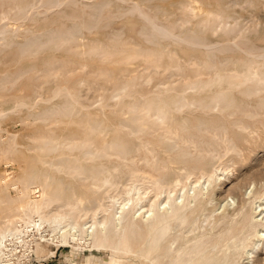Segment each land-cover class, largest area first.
<instances>
[{
	"label": "rangeland",
	"instance_id": "374dc122",
	"mask_svg": "<svg viewBox=\"0 0 264 264\" xmlns=\"http://www.w3.org/2000/svg\"><path fill=\"white\" fill-rule=\"evenodd\" d=\"M87 1L91 2L92 0H74L71 4L68 3L61 8L62 13L60 15L57 12H54L47 14L44 17H31L19 22L12 21L9 18H6L5 20L4 17H1L0 35L10 34L13 43L22 44L36 35L43 34L46 30H51L53 35L58 39L59 44L55 40L54 42H50V45H45L36 49L28 48L16 59H12L13 54L9 52L12 44L6 48L8 52L3 56H0L2 57L0 58V113L7 114L8 112H11L13 107L19 102L31 105L33 102H37V100L41 99L42 101H40L35 110L42 111L48 107L44 104L46 103V100L53 98L52 96H54V93L58 90H61L62 88L67 89L75 100L82 101L78 102L80 104L82 103L81 105L87 108V113L90 114L91 118H104L105 123L113 128L112 137L120 140L123 144V148L128 150L126 159L122 162L123 164L120 162L118 163V161L121 160L116 156L106 161L108 164H114V162H117L115 164H120L122 169L119 174V180L122 179L121 183L117 189L112 190L109 193L111 196L128 189L134 182L133 179H129L130 173L125 170L126 167L124 162L127 163V167L137 168L140 174H144V176L149 179L153 174L151 179L157 177L162 179L164 177L167 180L173 181L178 178L181 179V172L183 169L192 170L193 177L184 179V181L187 180L185 181L187 189H191L192 191L193 185L197 190L202 189V193H205L202 197H199L195 207H192L191 219H195L196 225L194 224L192 227L191 233H184L187 230V226H183L181 234V224L175 220H169L164 223L163 228L166 232L164 233L163 239H169L170 242L176 239V241L169 252H166L163 245L160 246L157 253L162 256H159L155 262L156 264H184L181 261V257L178 258L176 256V250L181 253L182 243L187 242V240L190 243V240H192L191 244H193L198 240V237L201 234L204 235L202 241L208 240L211 243H216V241L222 240V243L217 246V250L222 251L219 257L220 260L217 261V264H226L223 260L224 255L229 258V264H233V262L234 264H264V250L260 252L258 251L257 254H254L252 259H249V263H247V261H244L243 259L244 249L240 248L244 246L245 249H248L258 240L257 229L250 227L251 223L249 220V222H247L248 218L246 217L251 215L250 208H253L258 201L264 203L263 200H260L264 198V118H262L264 117V112L260 109H254L257 107L259 101L264 98V93H262L264 92V88L261 91V94L259 91L257 93L259 95H250L249 98L242 94V91H244L248 85H254L252 80V82L249 81L251 83L247 81V84L245 83L243 88L236 89L234 87L236 91H233L235 90L234 88H230L232 90L228 89L229 92L232 91L233 97L239 102L240 106L245 104L244 106H241L246 109L245 111H240L242 114H239V112H231L229 114L230 111L217 110L216 108V111L215 109L214 112L211 111V113L210 111H206V113H209L206 114L204 110H201L198 107H191L185 108L183 110L184 112L182 111V113L174 115L173 119L170 120L171 122L168 121L167 124L170 125L168 126L171 131L177 134L179 133L178 136L181 141L176 140V137L173 134L165 135L168 131L166 127H158L157 129H159V131H156L157 129L155 127L152 128H155L156 130H153L152 128H142L133 134L130 133L128 129L123 126V124H125L124 119L128 117L125 113L127 111L125 102L131 103L132 101H130V97H121V100L112 98L117 91L122 87L127 86L128 82H131L132 80L131 86L137 93V98H139V96L149 98L154 94L159 93L162 86H165L166 84L180 85L183 84L182 80H186L185 82H187L188 79L190 80L188 75L189 73L191 75L192 68L190 69V67L192 66H194L193 69L197 70L198 74L200 71L204 72L203 74L200 73L197 75V78L206 81V79L209 78L210 67L214 66V62L216 63L217 60H232L237 61L239 64H246L249 60L246 53L240 49H230V52L229 50H223L218 52L214 51L210 54L205 52L207 50H204V47H200L198 44V46L195 45L196 43L192 44L185 41L174 42L173 40L170 41L171 39L167 40L166 38H164V40L162 39L163 37L157 36L155 32L150 31L149 26L146 25L145 27V23L142 22L141 18L137 16L135 12L128 10L129 4H126L125 2H116L115 0H94V7L96 8H93ZM130 1L135 2L140 0ZM154 3L162 5L171 13V18L163 19V24L173 35L178 31V27L183 24L185 20L188 21L193 19V22L195 23L200 20L199 16L201 14L224 11L227 15L236 18L239 27L246 31L244 36L251 43L264 48V0H163L155 1ZM98 6L100 7L98 8ZM189 8L191 9V13L189 12ZM6 9L7 6L0 8V15L4 13ZM192 9L194 13L192 12ZM92 16L94 17L92 18ZM104 16L108 17L104 19ZM109 16H112L111 19ZM99 17L101 19L103 18V20L101 21ZM90 27L91 29H89ZM212 27L215 30H213ZM85 28L88 31H86ZM148 30L150 32H147ZM71 31H75L73 36H71L73 33ZM115 32L117 33L115 34ZM141 34L144 35L142 36ZM114 36L117 37L115 38ZM236 37L238 36H236L235 32L229 29L224 30L222 27H214V24H209L207 28L203 30V33L198 34L199 39H207V42H212L218 45L231 44V41L232 43L237 41ZM86 41L98 42L102 45L105 44L103 45L104 47H106L107 44V54H103L101 57L97 54L98 57L96 54L94 55V53H82V44H78V42L82 43ZM112 41L113 45L110 44ZM118 41L121 42L119 43ZM117 43L120 44V46L117 45ZM121 43H125L126 47L121 45ZM53 44L58 45L55 47ZM77 44L78 46H76ZM2 48L5 49L4 46H1L0 50ZM63 48H66L68 51L62 50ZM116 49L118 50L117 54H111V52H116ZM161 49L162 52H158L161 51ZM32 50H34V52L31 53ZM130 50L134 51L135 54L129 56L130 58H127L129 59L127 60L125 57ZM142 50L149 55H144ZM78 52L80 55H84L79 56ZM152 52L154 53L155 58H153ZM159 53L161 55H159ZM90 54L92 55L89 56ZM214 55L217 56V58H215ZM104 56L107 57L105 58ZM139 56L142 59H140ZM147 56L149 57L147 58ZM158 56L161 57L157 58ZM207 56L213 57L212 60ZM167 58H169V60L172 59L171 62H168L169 60ZM104 59L107 60V62H103ZM108 59L110 61H108ZM246 60L247 62L243 63V61ZM207 61L211 66L208 65L209 67L207 66L208 68L206 69L205 65H207ZM121 62H124L125 64ZM51 65L55 67L53 68ZM176 66H179L178 69L180 68V71L177 69L179 74L176 72L177 70L175 71L174 69ZM204 68L209 72H205ZM198 69L201 70L199 71ZM103 70L109 73H101ZM205 73H208V75H204ZM107 78L109 82L106 80ZM130 82L128 86H130ZM241 89L242 91H240ZM214 91L217 90L213 88L212 93H215ZM53 100L55 104H60L64 101L61 97L54 98ZM122 100L124 102H121ZM117 103H119V106H117ZM186 109L187 111H185ZM189 109H193V111H190ZM199 109L201 112L198 111ZM251 111L253 113H251ZM27 116L28 114H26L24 109H16V111L10 113L0 121V179L4 177V174L9 172L11 173H9L10 176L16 175L21 165V163H19L14 157L15 155H12L13 153L11 155L10 153L3 154L6 149L5 146L8 147L11 144V138H16L15 144L18 145L16 146L18 150L25 151L26 148L34 144V142L31 141V138L38 135L40 132H46L48 129L47 125H50L44 121L32 120ZM203 120L205 121L203 122ZM185 122L186 124H184ZM208 122H210V124ZM240 125L244 126V128ZM155 131L156 133H154ZM209 132H211V134H209ZM172 139L175 140L173 141ZM221 140L226 144H223ZM208 141L211 143L208 144ZM188 142L190 144H185ZM196 142L199 143L197 144ZM13 147L15 146L13 145ZM209 149L214 150L215 152H212V154L210 153V167L214 170V173L211 180L207 183L205 179H202L199 176V171H205L209 168L205 163L210 156ZM206 150L208 152H206ZM13 158L15 160H13ZM194 175L198 180L194 178ZM146 182H148L147 179L139 182V184H145ZM134 184L139 185L138 182ZM145 186H150V183L148 185L145 184ZM79 188H82L81 190L84 195L93 196L87 185L79 184ZM11 194L14 195L13 192ZM246 194L249 195L246 196ZM130 196H133V193H130ZM149 196L150 195H148V197ZM162 197L163 195L161 198ZM244 202L246 204H244ZM249 205L253 206L251 207ZM241 207L242 212H237ZM42 212L46 213L47 210L43 209ZM210 215L214 216V221L212 223L205 220V218ZM221 217L224 218V221L220 220L218 222V218L220 219ZM33 218L34 220H37L35 216ZM97 219H99V217H97ZM87 220L88 219L78 218L77 222L78 224H83L86 223ZM243 222H246V225ZM17 225L19 226V224ZM243 227L244 230L242 229ZM51 228L52 227L47 224H44L42 227V230L46 231L43 235L45 238L49 239L46 241L47 243L39 241V243L36 242L31 244L30 242L26 247L17 249L16 256H14V259L11 260L9 264H86V262H88V264H109L110 261H122L120 264H149L148 261L137 259V257L132 255L116 258L109 251L92 248L90 241L85 242V244L81 241L63 244L61 239H57L56 236L52 235L53 233H50L49 230ZM195 228H197V230ZM239 228L243 230L242 233H239ZM57 231L58 230L55 232ZM72 232L73 231L70 233L72 234ZM70 233L66 236L67 241L71 238ZM226 236L228 237L224 242L223 239ZM225 244L229 248L230 253L225 250ZM233 244L238 245L239 248L234 250ZM232 250L234 251L232 252ZM162 251H165V254L167 253L165 255L166 259L163 255L164 253L162 254ZM214 254L215 252L213 251L210 253L211 256Z\"/></svg>",
	"mask_w": 264,
	"mask_h": 264
},
{
	"label": "bare ground",
	"instance_id": "6f19581e",
	"mask_svg": "<svg viewBox=\"0 0 264 264\" xmlns=\"http://www.w3.org/2000/svg\"><path fill=\"white\" fill-rule=\"evenodd\" d=\"M115 1L125 2L126 4H129L128 10L135 12L137 16L141 18L142 22L145 23V27L146 25L149 26L150 31L155 32L157 36L163 37L162 39L164 38H166L167 40L171 39L170 41L173 40L174 42L185 41V42H190L192 44L196 43L195 45L198 44L200 45V47H204L205 48L204 50H207L205 52H208L210 54L214 51L218 52L223 50L224 51L229 50L230 52V49H240L246 53L249 59L248 62L247 60L243 61V63L247 62L246 64L245 63L239 64L237 61H232V60H222V61L217 60L216 61L217 64L214 62L213 63L214 66H212L213 68L210 67L211 68L210 72L206 70L209 66H211L208 64L207 61L206 63L207 65H205L206 69L205 68L204 69L205 72H209V78L206 79V81H202L201 79L197 78V75H199L200 73L203 74L204 72H201L200 71L201 69H198L200 71V73L198 74L197 70H194L193 69L194 66H192L190 67V69L192 68L191 75L190 73H189L190 76L188 75L190 80L188 79L187 82H185L186 80L185 81L182 80L183 84L180 85L166 84L165 86H162L159 93L154 94L149 98H144L141 96L137 98L136 95L137 93L135 92V90L132 89L133 87L131 86V82L133 80L131 82L129 81L130 86H128L129 85L128 82L127 86H124L122 88L120 87L121 89L117 91L112 96V98L120 99L121 97L122 98L130 97V101L132 102L131 103L125 102V106L127 110L125 113L128 115V117L124 119L125 124H123V126L126 129H128L130 133L133 134L142 128L155 127L157 129L158 127L160 128L166 127L168 131L165 133V135L173 134L176 137V140L181 141V139L178 136L179 133L177 134L171 131L169 127L170 125L167 124V122L172 120L174 115L182 113V111L185 108L198 107L201 110H204L205 113L206 111L208 112L210 111V113L211 111L214 112V109L216 108L217 110L220 109V110L230 111L229 114L231 112H239L240 114L241 113L240 111L246 110L244 107H241L244 106L245 104L240 106L239 102L235 99V97H233L232 91L229 92L228 89L234 87L236 89L237 88L240 89L241 87L243 88L247 81L249 82L252 80L253 82L252 81L251 82L254 83L253 86L255 87L248 85L244 91H242V89L240 91H242V94L246 95L247 98H249L250 95H254V94L259 95L257 94L259 91L261 94V91L264 88V48L254 45L244 36L246 34V31L239 27L236 18L227 15L226 12L224 11L201 14L199 16L200 20L196 21L195 23L193 22V19L188 21L185 20L183 24H181L178 27V31L173 35L168 30V28L163 24V19H170L171 13L162 5L158 3L157 4L154 3L155 1H163V0H142V1L140 0L135 2L130 0H115ZM72 2H74V0H46V1L0 0V8H2L3 6H7L6 11L0 15V19L1 17L2 18L4 17L5 20L6 18H9L12 21L19 22L22 20L24 21L25 19H29L31 17H37V16L44 17L47 14L54 12H57L60 15L62 13L61 8L67 5L68 3L71 4ZM88 3H90V6H92L93 8H96L94 7V0ZM90 6L88 7L91 8ZM99 7L100 6H98V8ZM189 12L191 13V9L189 10ZM192 12L194 13L193 9ZM93 17L94 16H92V18ZM106 17L104 16L103 18L106 19ZM109 17L111 19L112 16ZM103 18L102 19L100 18V20L102 21ZM209 24H214V27L215 26L217 28L222 27L224 28V30L229 29L235 32L236 36H238L236 37L237 41L233 39L235 42L232 43L231 41V44L229 43L227 45H218L212 42H207L206 41L207 39L205 40L199 39L200 37L198 38V34L203 33V30L207 28ZM89 29H91V27ZM150 31L148 30L147 32ZM71 32H73L71 35L73 36L75 34V31H71ZM116 33L117 32H115V34ZM141 35L143 36L144 34ZM114 37L116 38L117 36ZM114 37H110V38H114ZM55 40L57 41V43L59 42L58 39L53 35L51 30H46L43 34L36 35L22 44L13 43L10 34L0 35V47L1 46L5 47V49L2 48L0 50V56L1 55L3 56L5 53L8 52L6 48H8L10 44L12 45H11V50L9 52L13 54V57L11 56L12 59H16L23 51H25L28 48L36 49L38 47L50 45L49 43L54 42ZM79 43L82 44L81 47L82 53H88V54L94 53V55L98 54L100 57L103 54H107V49H106L107 44L106 47H104L103 45L105 44L102 45L98 42H92V41L91 42L86 41L82 43L78 42V44ZM58 44H53V45H55L56 47V45ZM78 44L76 46H78ZM110 44L113 45V41ZM117 45L120 46V44L118 43ZM121 45L126 47L125 43H121ZM115 47H116V42H115ZM162 48L165 49L164 47ZM34 50H32L31 53L34 52ZM62 50H67V49L63 48ZM118 50L116 52H111V54L112 53L117 54ZM144 51H143L144 55H149L147 52ZM153 52L152 55L153 58H155ZM158 52H162V49L161 51ZM134 54L135 52L130 50V52H127L126 54L127 56L125 58L126 59L130 58L129 56H132ZM82 55L84 54L81 55L79 54V56ZM91 55L92 54H90L89 56ZM159 55L161 54L159 53ZM148 57L149 56H147V58ZM159 57L161 56H158L157 58ZM207 57L211 58L210 60H212L213 58L209 56ZM215 58H217V56H215ZM109 59L108 61L111 60ZM167 59L169 60V58ZM104 60L103 62H107V60L105 61ZM171 60H169L168 62H171ZM51 66L53 68L55 67L53 65ZM178 67L177 66L176 68L174 67L175 71L178 69ZM178 70L180 71V68ZM178 70L176 72H178ZM102 72L104 73L105 70L101 71V73ZM105 73H109V72H105ZM204 75H208V73H205ZM106 80H108V78ZM213 88L217 90L214 91L215 93H212ZM236 89L233 91H236ZM52 97L53 98L46 100V103L44 104H46L48 107L47 109H44L42 111L35 110L37 105L40 103V101H42L41 99V100H37V102H33L31 105H28L27 103L24 102L23 103L19 102L15 105V107H13L11 112H8L7 114L2 112L0 113V121H1L2 119H4V117L16 111V109L17 110L24 109L26 114H28L27 116L28 118L32 120L44 121L45 123L50 124L49 126L47 125L48 129L46 132L44 133L40 132L38 135L33 136L31 138V141L34 142V144L26 148L25 151L18 150V148L16 147L18 145L15 144L16 138L14 139V137L11 138L10 141L11 144L8 147L5 146L6 149L4 150L3 154L5 155L7 153H10L11 155L13 153L12 155H15L14 157L19 163H21V165L16 175L10 176L11 173L9 172L10 174L9 173L4 174V177L0 179V264H7V263L9 264L11 260L14 259V256H16L17 249L26 247L27 245H29L30 242L31 244H33L36 242L39 243V241L40 242L48 241L49 239L45 238V236L43 235V233L46 232L42 230L44 224H47L52 227L49 230L50 233H53L52 235L56 236L57 239H61L63 244H69L70 242L72 243L74 241H81L85 244V242L90 241V245L92 248L96 250L109 251L116 258L132 255L134 257H137V259H141V260L143 259L148 261L149 264H156L155 262L157 261L159 256H162L157 253V250L160 248V246L163 245L166 252H169L174 242L176 241V239L172 240L171 243L169 239L166 240L163 239L164 233L166 232V230L163 228L164 223H166L169 220H175L176 222H179V224H181L180 226L181 234L183 231L182 230L183 226H187V230L184 233H188V232L191 233L192 231L191 229L195 224V219H191L192 210H193L192 207H195L199 197H202L205 193H202V189L197 190L195 187H193V185H192L193 188L192 191L191 189L190 190L187 189V186L185 185V181L187 180L184 181V179H189L190 177L192 178L193 171L189 169H183L181 172V179L178 178L177 180H173V181L167 180L164 177L162 179H159L158 177H157L158 179L157 178L151 179L153 174L152 176L150 174L151 178L149 179L148 177L144 176V174L142 173L140 174L137 168L129 167V166L128 168L126 166L127 163L124 162L126 167L125 170L130 173V174L128 173L129 179H133L134 182L132 183V185H130L128 189L124 191L121 190L122 192H118L117 194L111 196L109 193L112 190L117 189L119 184L121 183L122 179L119 180L120 178L119 174L122 169L120 167V164L119 165L115 164L117 162H114V164L112 163L108 164L106 163V161L116 156L118 157L119 160H121L118 161V163L119 162L122 163L126 159L128 150L123 148L122 146L123 144L120 140L112 137L113 128L109 127L105 123L104 118L102 119L91 118L90 114L87 113V108L82 106L81 105L82 103L80 104L78 102L80 100L78 101L75 100L67 89L62 88L61 90H58L56 93H54V96ZM57 97L63 98L64 101L60 104H55L53 102L54 101L53 99ZM121 102L124 101L122 100ZM117 106H119V103H117ZM193 109L191 110L193 111ZM200 109L198 111H200ZM254 109H258V110L260 109L264 112V98H262L259 101L257 107ZM185 111H187V109ZM251 113L253 112L251 111ZM204 121L205 120H203V122ZM208 123L210 124V122ZM184 124H186V122ZM241 127L244 128V126ZM155 128L152 129L156 130ZM172 130H177V129H172ZM156 131H159V129H157ZM156 131L154 133H156ZM209 134H211V132H209ZM196 143L198 144L199 142ZM209 143L211 142L208 141V144ZM222 143L226 144L224 141ZM185 144H190V143L188 142ZM13 145L15 147H13ZM209 150H210L209 154L210 153L212 154V152L215 153L214 150L211 149ZM206 152L208 151L206 150ZM211 154L209 158L205 161L206 165L209 168L205 171H201V172L199 171L200 174L199 176L202 179H205L207 183L211 180L214 173L213 172L214 170H212L210 167ZM13 160L15 159L13 158ZM145 179H147L148 181L145 184L148 185L150 183V186H145V184L143 183L139 184V182ZM137 182L139 185L134 184ZM79 184L87 185L88 189L92 192L93 196L84 195L81 190L82 188L81 189L79 188ZM12 192L14 193V195L11 194ZM130 193H133V196H130ZM148 195L150 196L148 197ZM162 195L163 197L161 198ZM247 195L249 194H246V196ZM260 200L264 201V198ZM244 204L246 203L244 202ZM43 209H46L47 212L46 213L42 212ZM250 209H251V215H249V217L248 216L246 217L248 218L247 222L250 221L251 223L250 227L257 229L258 240L255 241L256 243L253 244L252 247L248 249H245L244 246L240 247L244 249L243 259L244 261H247V263H249V259L250 258L252 259L254 254H257L258 251L260 252L264 250V203L258 201L257 204ZM240 211L242 212V207L237 210V212ZM33 215L35 216V218H37V220H34ZM97 217H99V219H97ZM78 218L88 219V220L86 223L78 224L77 222ZM221 218L220 219L218 218L217 221L219 222L220 220L224 219L223 217ZM205 220L212 223L214 221V216L210 215L206 217ZM243 223H245L246 225V222ZM17 224H19V226ZM244 227L242 228L243 230ZM195 229L197 230V228ZM242 229L239 230V233H242L243 231ZM56 230L58 231L55 232ZM71 231H73L72 234L70 233ZM69 233L71 234L70 236L71 238L67 241L66 236ZM209 234H205V235H209ZM227 237L228 236H226L223 239L224 242L226 241ZM203 238L204 235L201 234L198 237V240L195 241L193 244H191L192 240H190V243L188 240L187 242L184 243L181 242L182 243L181 253L178 250H176V256L178 258L181 257V261L184 264H217V261L220 260L219 257L222 252L217 250V246L218 244L222 243V240H218L216 241V243H211L208 240L202 241ZM237 248H239V246L233 244V249L235 250ZM225 250L229 252V248L227 247L226 244H225ZM234 250H232V252ZM212 251L215 252L213 256L210 255ZM162 254L165 256L167 253L165 254V251L164 252L162 251ZM164 256H163V260H164ZM223 260L225 261L226 264H229L230 262L229 258L226 255H224ZM121 262L122 261H118V262L110 261L109 264H120ZM86 264H88V262H86Z\"/></svg>",
	"mask_w": 264,
	"mask_h": 264
}]
</instances>
